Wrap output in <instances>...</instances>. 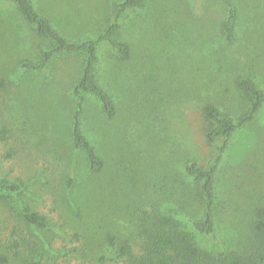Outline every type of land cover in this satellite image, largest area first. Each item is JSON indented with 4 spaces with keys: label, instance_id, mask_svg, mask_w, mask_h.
Returning <instances> with one entry per match:
<instances>
[{
    "label": "rangeland",
    "instance_id": "1",
    "mask_svg": "<svg viewBox=\"0 0 264 264\" xmlns=\"http://www.w3.org/2000/svg\"><path fill=\"white\" fill-rule=\"evenodd\" d=\"M115 1L31 0L77 42L113 22ZM234 2L233 43L222 33L227 7L218 0H144L117 35L130 48L127 60L99 44L96 79L116 114L107 118L94 96L83 104L84 133L105 162L93 174L70 143L84 56L57 55L41 71L25 68L41 63L51 42L13 1L0 0V130H7L6 139L0 132V178L24 183L20 195L0 200L5 264H129L108 248L107 234L126 238L139 258L141 233L161 215L177 214L193 233L205 204L185 165L204 164L213 152L203 108L214 105L237 121L250 107L237 81L264 89V0ZM216 192L217 237L195 240L207 250L244 252L264 212V105L234 134ZM23 203L47 217L45 228L25 222Z\"/></svg>",
    "mask_w": 264,
    "mask_h": 264
},
{
    "label": "trees",
    "instance_id": "2",
    "mask_svg": "<svg viewBox=\"0 0 264 264\" xmlns=\"http://www.w3.org/2000/svg\"><path fill=\"white\" fill-rule=\"evenodd\" d=\"M24 19L34 28L36 34L51 42V48L43 54L39 64L25 63L24 67L41 71L57 55H83L84 67L78 81L73 87V95L78 100L77 111L70 129L71 147L85 160L89 171L99 174L105 167L104 159L98 153L96 146L84 133L82 126V110L87 96H94L102 106L107 118L112 119L116 114L113 101L107 91L96 79L97 50L102 42L108 43L120 60H127L130 48L127 43L117 38L123 22L128 19L130 11L139 6L144 0H116L117 9L113 22L96 38L80 42L71 41L64 37L50 22L34 8L31 0H11ZM227 7V17L221 25L222 33L229 43L236 38L238 10L234 0H218ZM237 86L246 94L250 107L237 121L229 117L218 107L208 104L203 108V116L208 123L205 131L207 142L213 146V152L206 163L190 161L185 165L186 174L198 186L205 204L203 217L191 223L193 233L183 228L173 216H159L149 228L141 233V249L139 258L134 257L128 240L117 235L107 234L108 248L115 252L117 258L129 260V264H264V212L253 228V241L244 252L220 248L207 250L201 247L194 234L205 239H216L217 227V178L225 154L232 145L234 134L246 123L253 120L264 105V89L248 78H241ZM1 138L6 139L7 130H0ZM11 154H9L10 156ZM24 183L0 178V200H11L22 193ZM20 215L26 223L37 228H45L47 217L23 203ZM77 238L78 234H74ZM13 248H18L14 244ZM7 262L6 256H0V264ZM25 264H39L36 261Z\"/></svg>",
    "mask_w": 264,
    "mask_h": 264
}]
</instances>
